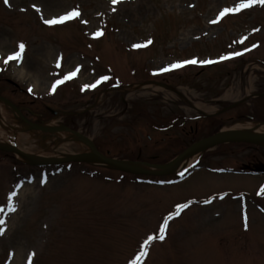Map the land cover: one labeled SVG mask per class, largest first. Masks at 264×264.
I'll list each match as a JSON object with an SVG mask.
<instances>
[{"label":"rangeland","instance_id":"rangeland-1","mask_svg":"<svg viewBox=\"0 0 264 264\" xmlns=\"http://www.w3.org/2000/svg\"><path fill=\"white\" fill-rule=\"evenodd\" d=\"M240 2L0 0V93L32 121L70 126L116 159L166 163L183 149L177 140L189 127L173 123L177 112L219 113L224 130L264 120V6L212 23ZM73 10L81 15L44 23ZM20 43L22 62L5 64ZM193 59L232 62L162 71ZM0 108L18 127L6 135L12 147L55 160L92 152L72 132L58 139L29 127L7 104ZM240 111L254 120L238 123ZM210 121L199 123L207 128ZM202 156L198 165L191 156L198 167L172 183L177 177L139 180L77 163L34 166L0 152V264H132L142 251L147 256L137 264H264V173L240 170L264 164V146L229 141Z\"/></svg>","mask_w":264,"mask_h":264},{"label":"water","instance_id":"water-1","mask_svg":"<svg viewBox=\"0 0 264 264\" xmlns=\"http://www.w3.org/2000/svg\"><path fill=\"white\" fill-rule=\"evenodd\" d=\"M0 99L4 100L6 103L10 104L13 106L12 103H10L8 100L0 97ZM14 107V106H13ZM34 128L39 129L41 131H53L50 129H45L42 128L36 124H32L30 123ZM68 130V129H65ZM77 135L80 136V138H82V140L87 143L92 149H93V153L91 154H82V155H75V156H70L67 157L65 159H59V160H45V161H40L35 157H32L24 152H22L19 149L13 150V149H6V147H3L2 145H0V148L2 149H6V150H12L15 151L17 153H19L20 155H23L25 158L33 161L35 164H39V165H46V164H61V163H67V162H89L92 163V161L96 160V161H102L104 162L106 165L115 168V169H119L122 171H126V172H131L134 174H149V175H168V174H173L179 164V162L185 158L188 155L194 154L196 152L199 151H204L207 148H210L212 146H215L219 143L222 142H227V141H246V142H253V143H257L259 140L264 139V136H240L236 133H220L217 134L213 137H210L208 139H205L197 144H195L194 146H192L190 149H188L186 152H184L182 155H180L176 160H174L173 162L165 165V166H161L158 170L152 171V170H148V169H141L140 167L137 166H133L130 164H124L122 162L119 161H115L113 159L107 158V157H103L101 156V154L97 151L96 147L94 146L93 142L88 139L85 136H82L80 134L77 133Z\"/></svg>","mask_w":264,"mask_h":264},{"label":"snow or ice","instance_id":"snow-or-ice-1","mask_svg":"<svg viewBox=\"0 0 264 264\" xmlns=\"http://www.w3.org/2000/svg\"><path fill=\"white\" fill-rule=\"evenodd\" d=\"M115 3H120L121 0H114ZM4 3L7 5L9 4V0H4ZM256 4H260L262 6H264V0H241V2L233 7V8H224L223 11L220 12L219 14V17L217 20H213L212 23H218L220 19H223L225 16H227L228 14H238L240 13L241 11L243 10H246V9H249L251 7H253L254 5ZM35 7V6H33ZM37 11H39V9H37ZM81 15V13L78 11V10H73L63 16H60L58 18H53V19H45L44 20V23L47 24V25H57V24H63L65 23L66 21L68 20H71V19H74V18H77ZM85 23H87V21H84ZM103 35L102 32H97L96 33V36H101ZM149 44L151 43V41L148 42ZM148 45L147 44H144V45H141V44H136L134 45L135 48H140V47H147ZM25 49H26V45L24 43H20L19 44V51L15 52L14 54L8 56V58L5 60V64L9 63L10 61L12 60H17V61H20L22 62L23 60V56H24V53H25ZM242 53H235V55L239 56L241 55ZM231 57L229 56H224V57H221L222 60L224 59H230ZM215 61H211V60H208V61H197V60H187V61H184V62H178L176 64H173V65H170L169 68H165V69H162V71H170L172 69H176V68H180V67H183L185 66L186 64H196V63H201V64H205V63H214ZM59 66V65H58ZM3 69H0V71H2ZM79 71V69H77L76 72H70L64 79L62 80H57L53 85H52V91L55 92L56 88L64 83L66 80H69V79H72L74 78L76 75H77V72ZM109 79V77H102V80H107ZM95 88L96 85L93 84V85H85L84 88L87 89V88ZM31 91V89H30ZM264 191V190H262ZM187 207L186 205H180L179 206V209H183ZM12 211H15L16 210V207L15 205H13ZM0 211H2V209H0ZM4 221L0 220V224H3ZM247 227H248V218L247 216H245V229L247 230ZM168 229V223L167 221H165L164 225H163V228L160 230L161 234L159 235V239L161 241H163L165 239V235L163 234L164 232H166V230ZM0 235H3V231H0ZM157 239V237L155 236H152V237H149L147 241H145V244H144V248L147 249L149 243L153 240ZM34 255V254H33ZM144 256H147V251H142L140 253L139 256L136 257L135 260L132 261V264H137V261L140 260L141 257H144Z\"/></svg>","mask_w":264,"mask_h":264},{"label":"bare ground","instance_id":"bare-ground-1","mask_svg":"<svg viewBox=\"0 0 264 264\" xmlns=\"http://www.w3.org/2000/svg\"><path fill=\"white\" fill-rule=\"evenodd\" d=\"M22 65V64H21ZM25 65V64H23ZM22 65V67L19 69V74L24 73V66ZM185 70V69H183ZM43 127L45 128H56L54 122H50V123H46ZM235 132L237 133H253V134H257V135H264V124H259V125H238L237 127H234ZM18 130L17 126H11L8 122H7V118L5 116L4 111L0 108V144L3 146H10V143L7 140L6 135H11V134H15ZM22 131V129H20ZM242 133V134H243ZM56 137L58 139H63L66 137V134L59 132L58 134H56ZM263 145H264V141H260ZM39 156H42V154H39ZM44 157V156H42ZM194 162V158L188 157L186 158L184 161L181 162V169L182 168H186L187 166H189L190 164H192ZM179 165V166H180ZM134 166L137 167H142L144 165L141 164H136ZM178 166V167H179ZM18 213H16V215L13 217H18L17 216Z\"/></svg>","mask_w":264,"mask_h":264},{"label":"flooded vegetation","instance_id":"flooded-vegetation-1","mask_svg":"<svg viewBox=\"0 0 264 264\" xmlns=\"http://www.w3.org/2000/svg\"><path fill=\"white\" fill-rule=\"evenodd\" d=\"M175 115H177L176 117L178 118V120H182L183 123H189V127H182L183 128V132L185 133V137H181V141L177 140L178 142H180L181 146L185 147L188 146L190 144H193L194 142L210 135L211 133H213L216 129H220V122L222 121V117H215L213 119H211L210 114H207L205 112H201V113H196L194 115H189L188 118H190L189 120L191 121H187V117L186 115L180 114V113H176ZM205 119H210V122H207L206 125L210 126L207 128H202L200 126L199 121L200 120H205ZM220 121V122H219ZM191 122H194V124H192ZM215 123L219 124L216 125ZM189 129V130H188Z\"/></svg>","mask_w":264,"mask_h":264}]
</instances>
